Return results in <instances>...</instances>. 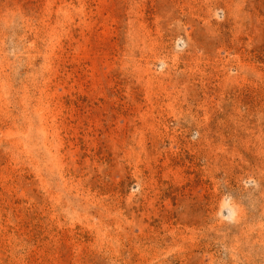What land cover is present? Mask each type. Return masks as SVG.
<instances>
[{
	"label": "rangeland",
	"instance_id": "1",
	"mask_svg": "<svg viewBox=\"0 0 264 264\" xmlns=\"http://www.w3.org/2000/svg\"><path fill=\"white\" fill-rule=\"evenodd\" d=\"M0 264H264V0H0Z\"/></svg>",
	"mask_w": 264,
	"mask_h": 264
}]
</instances>
